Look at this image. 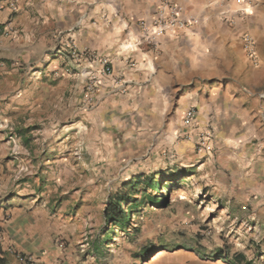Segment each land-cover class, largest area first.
I'll return each instance as SVG.
<instances>
[{"label":"crops","instance_id":"crops-1","mask_svg":"<svg viewBox=\"0 0 264 264\" xmlns=\"http://www.w3.org/2000/svg\"><path fill=\"white\" fill-rule=\"evenodd\" d=\"M170 2L191 23L149 32V43L142 23L159 0H0V264H92L76 233L96 202L88 192L89 206L79 205L80 187L54 194L51 178H96V158L109 150L120 159L166 150L169 141L171 151L189 156L194 138H175L190 131L210 135L209 149L191 164H200L209 195L239 228L248 212L249 227L264 231V57L254 62L243 43L250 35L262 54L264 0ZM190 107L197 116L187 127ZM67 112L75 117L70 125ZM34 132L41 141L33 142ZM11 134L17 157L9 152ZM82 160L93 174L80 168ZM53 166L58 173L50 176ZM58 219L70 221L68 234L43 236L42 223L52 220L56 230ZM219 251L161 249L145 264H240L237 254L255 264L264 257V250L254 259L239 250L216 257Z\"/></svg>","mask_w":264,"mask_h":264},{"label":"rangeland","instance_id":"rangeland-1","mask_svg":"<svg viewBox=\"0 0 264 264\" xmlns=\"http://www.w3.org/2000/svg\"><path fill=\"white\" fill-rule=\"evenodd\" d=\"M257 4L262 0H252ZM256 62L260 57H264V37L261 41L263 52L260 54L256 40ZM71 56V54H68ZM76 57V56H75ZM73 58V57H72ZM79 74V73H78ZM88 80L85 81V86L88 88ZM69 112H67L68 114ZM70 115V116H69ZM72 112L67 115V125L73 123ZM82 124L87 125V117L81 118ZM67 133L68 149L71 145L73 133ZM33 142L41 141L39 133L34 132ZM187 133L175 138L176 140L188 139L193 140V151L189 156L180 155L175 150H170V142L162 143L166 150H152L143 148L132 157H124L116 159L111 150L96 158L94 171L98 177L96 178H76L65 175V181H57L56 177L51 178L49 190L54 194L57 191L62 192L61 197L71 195L75 188H81L78 204L83 208L89 206V198H94L97 210L95 215L85 216L87 225L81 232H77V240L80 242V248L83 254L90 255L92 264H145L147 259L158 250L161 249H176V248H197L204 255H210L217 250L243 251L250 258L264 250V231H255L250 228L251 221L248 217L246 224L239 228V222L233 220L234 216L227 215L222 212V205L216 202L207 192L208 186L205 185V176L198 166H193V162L201 160L204 151H206L205 139H202V133H193L191 138H187ZM203 140V141H202ZM40 152L41 149L36 148ZM11 156L17 157L21 153L20 147H16L12 151L9 149ZM84 151L82 150V154ZM99 155V153H98ZM205 158V157H204ZM80 165V168L85 173H92V166L86 161ZM199 162V161H198ZM51 167V166H50ZM37 165L33 166V170ZM59 168V167H58ZM58 168L49 169L50 176L52 172L55 175L58 173ZM71 168V167H70ZM61 169L63 167L61 166ZM152 173L160 178V173L173 174L171 179L167 180L164 188L159 191H151L152 194L168 197L167 204L158 207L143 204L133 212L129 225L126 229L121 230L115 228V233L109 244L103 243L98 255H94L91 251L92 241L99 239L103 240V234L107 230L113 229L112 225L105 226L102 219L101 208L104 207L108 198L122 191L124 186L134 178V176L142 174L149 176ZM93 174V173H92ZM59 185V187H58ZM58 188V189H57ZM57 190V191H56ZM87 195H83L86 193ZM242 210V209H241ZM53 213H51L52 218ZM53 220V218H52ZM49 226L43 224V236L50 232V235L62 237L68 234L69 222L61 226V221L58 219L56 230L53 227V221ZM73 220V219H72ZM71 220V222H73ZM48 227V228H47ZM47 229L45 231V229ZM255 233V235H253ZM144 250H148L147 256L142 255ZM259 257V255H257ZM255 264H264V257L255 259Z\"/></svg>","mask_w":264,"mask_h":264},{"label":"trees","instance_id":"trees-1","mask_svg":"<svg viewBox=\"0 0 264 264\" xmlns=\"http://www.w3.org/2000/svg\"><path fill=\"white\" fill-rule=\"evenodd\" d=\"M2 27L0 26V32ZM173 174L160 173V178L156 173H152L149 176H144L142 174L134 176L126 186H124L122 191L117 192L112 195L106 201L103 218L105 221V226L112 225L113 229L107 230L103 234V240L96 239L92 241L91 251L94 255L100 253V248L103 243L109 244L115 233V228H120L121 230L126 229L129 225L132 214L137 208L143 206V204L158 207L160 205L167 204L168 197L167 193L163 196H158L157 194H152L151 191H159L164 188V184L167 183L168 179H171ZM220 250L215 256H221ZM148 250H144L142 255L147 256ZM234 261L240 264H254L252 260L245 259L242 254H237L234 256Z\"/></svg>","mask_w":264,"mask_h":264},{"label":"built area","instance_id":"built-area-1","mask_svg":"<svg viewBox=\"0 0 264 264\" xmlns=\"http://www.w3.org/2000/svg\"><path fill=\"white\" fill-rule=\"evenodd\" d=\"M191 23L190 20L184 18L181 15V8L178 5L172 4L170 0H159V3L156 7V11L152 17V20L148 23L143 22L142 28L145 31L142 39L147 42H154V36L150 35L149 32H152L154 35H162L166 32H179ZM244 48L246 50L247 55L250 59L256 62V50L255 43L253 38L246 34L243 37ZM103 70L106 73H111V68L108 66L106 60L103 61ZM92 84H88V88L91 87ZM197 116V110L195 107H190L186 110V113L183 118V124L187 127H190L192 123L195 121ZM192 131L186 134L187 138H191ZM209 134L203 135L202 139H205V142L202 144H206L207 146ZM9 140L12 144V151L16 149V137L14 134L9 135ZM203 141V140H202Z\"/></svg>","mask_w":264,"mask_h":264}]
</instances>
